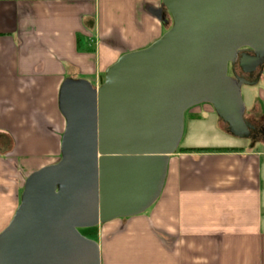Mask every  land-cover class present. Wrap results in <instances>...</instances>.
I'll use <instances>...</instances> for the list:
<instances>
[{"label":"water","instance_id":"1","mask_svg":"<svg viewBox=\"0 0 264 264\" xmlns=\"http://www.w3.org/2000/svg\"><path fill=\"white\" fill-rule=\"evenodd\" d=\"M153 15L167 32L119 59L100 87L62 84L61 158L26 179L0 264H101L98 243L78 229L156 203L191 109L212 106L236 138L256 130L236 71L263 74L264 0H162Z\"/></svg>","mask_w":264,"mask_h":264},{"label":"crops","instance_id":"2","mask_svg":"<svg viewBox=\"0 0 264 264\" xmlns=\"http://www.w3.org/2000/svg\"><path fill=\"white\" fill-rule=\"evenodd\" d=\"M161 3L0 0V233L29 175L61 156L56 139L51 152L17 154L30 148L26 135L47 127L39 119L55 121L66 80L100 87L119 59L158 41L167 32L153 15ZM253 109L264 121L262 104L256 101L246 116ZM187 116L192 122L214 116L213 130L227 134L210 105ZM246 140V146L207 140L180 147L150 209L98 226L101 264H264V144Z\"/></svg>","mask_w":264,"mask_h":264},{"label":"rangeland","instance_id":"3","mask_svg":"<svg viewBox=\"0 0 264 264\" xmlns=\"http://www.w3.org/2000/svg\"><path fill=\"white\" fill-rule=\"evenodd\" d=\"M229 75H230V71H229ZM241 94H242V98H243L244 104L247 109L252 107L253 104L256 101H258L262 104V108L264 110V71L257 84H255L254 82L251 85H243L241 88ZM210 107L212 108V106ZM252 112L256 113V109H253ZM60 115H61V118L63 117L62 120H59L58 118ZM39 120H41L42 123L45 120L47 122V127H45L43 124L42 127L40 128L42 130V133H32L30 135H26V139L30 143L29 145L30 148L25 149V150L23 149L21 151H16L17 154L22 153L26 155H37V154H43L45 152H51L50 151V148L52 145L51 141L53 139H56L57 144L59 143L62 144V138L66 130V120L64 116L62 115L60 107H59V95H58V106H57L55 121H52V118L48 116L46 118H42ZM202 120H205V121L192 122L187 116V118L185 119L184 135H183V139L180 144L181 148L187 147L189 145H193L195 144V142H201V141H207V140L210 143L214 142L216 144L221 143L219 142V140H221V141H224L223 144H225L226 146H229V145L246 146L248 144L247 142L248 140L246 139L236 138V137L230 136L229 134H224V133L221 134L217 130H213L214 129L213 126H215V123L217 121L216 117L210 116L209 118L208 116V117L203 118ZM203 132L205 136H203V138H201L200 140H197V138ZM260 148L262 149V147ZM60 152H61V149H60ZM60 158L61 156L59 157L58 161L60 160ZM57 162L50 161L49 162L50 165L48 166L56 164ZM78 232L80 233L81 236L91 241L97 242V239H98L97 237L99 235L98 226H95L92 228H80L78 229Z\"/></svg>","mask_w":264,"mask_h":264},{"label":"flooded vegetation","instance_id":"4","mask_svg":"<svg viewBox=\"0 0 264 264\" xmlns=\"http://www.w3.org/2000/svg\"><path fill=\"white\" fill-rule=\"evenodd\" d=\"M167 17L169 15L166 11L163 12ZM248 55H252L251 53H247ZM230 75L233 76L232 72L230 71ZM236 75L247 85H251L254 82L256 83L258 79L261 78L262 74L259 75V70L254 72H248L243 73L241 71H236ZM246 119L255 126L256 130L252 132L251 138L249 139V142L254 146L257 144H263V135L262 131L264 130V121L259 118L256 113L252 112L248 116H246Z\"/></svg>","mask_w":264,"mask_h":264},{"label":"trees","instance_id":"5","mask_svg":"<svg viewBox=\"0 0 264 264\" xmlns=\"http://www.w3.org/2000/svg\"><path fill=\"white\" fill-rule=\"evenodd\" d=\"M104 83V82H103ZM221 121V120H220ZM221 123H223L222 121H221ZM222 130L225 132V133H227L228 134V132H227V126H226V124H222ZM178 151H180V148H179V150ZM177 151V152H178ZM189 151H202V150H189Z\"/></svg>","mask_w":264,"mask_h":264}]
</instances>
